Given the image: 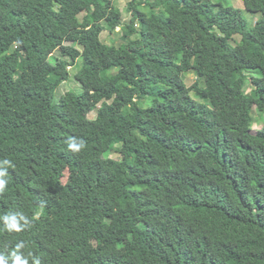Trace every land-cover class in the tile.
Here are the masks:
<instances>
[{
  "label": "trees",
  "instance_id": "16d2710c",
  "mask_svg": "<svg viewBox=\"0 0 264 264\" xmlns=\"http://www.w3.org/2000/svg\"><path fill=\"white\" fill-rule=\"evenodd\" d=\"M242 5L251 26L214 0H130L127 24L0 0V264H264V0Z\"/></svg>",
  "mask_w": 264,
  "mask_h": 264
},
{
  "label": "rangeland",
  "instance_id": "374dc122",
  "mask_svg": "<svg viewBox=\"0 0 264 264\" xmlns=\"http://www.w3.org/2000/svg\"><path fill=\"white\" fill-rule=\"evenodd\" d=\"M130 0H114V3L116 7L121 11V21L123 24H127L130 18V11H127V5ZM214 1H220L222 3L226 2L229 3L233 8L239 9L244 13L243 5H242V0H214ZM245 14L246 19L248 20V25L251 26L253 25V21H255L258 18V15H250V14ZM252 23V24H251ZM101 41L105 44H114V45H120L124 44L127 40H133L136 38L135 35H132L125 39V37L122 36L120 28H116L112 33H109L108 31H104L100 35ZM124 38V39H123ZM54 55L59 56L60 54L55 52ZM78 62L74 67L68 68V71L70 73V78L75 74L76 68L78 66ZM116 71V70H114ZM196 80V76L193 73V71H188L187 73L184 74V83L186 86H191L194 81ZM72 89L73 91L77 93H81V87L80 85L74 81L69 80V82L62 83L60 87L57 89L56 95L59 96L63 94L65 91L68 89ZM250 91V88L247 89V93ZM95 117V112H91L89 114V118L93 119ZM263 125V121L261 120L260 116L258 115L255 107L253 108L252 112V127H251V133L254 134L256 131L260 130V128ZM111 157H116L115 155H112ZM74 174L70 173L68 171H65L63 174V177L61 178V182L65 184L66 182H70L73 180ZM96 242L93 240H90L87 245V250L94 249L96 247Z\"/></svg>",
  "mask_w": 264,
  "mask_h": 264
},
{
  "label": "clouds",
  "instance_id": "9594fccd",
  "mask_svg": "<svg viewBox=\"0 0 264 264\" xmlns=\"http://www.w3.org/2000/svg\"><path fill=\"white\" fill-rule=\"evenodd\" d=\"M68 147L72 149L73 151H79L81 148L84 147V141L81 140L79 142H76L75 140H71L68 143ZM4 165L9 164V161L5 160L2 162ZM7 171L6 168L0 167V191L4 190V186L6 185L7 181L3 179L2 177L6 176ZM20 219L24 220L25 218L23 216L20 217ZM4 220L9 228L18 229V224L16 222L15 216H5ZM27 222V221H25ZM15 264H26V261H22L19 256L15 257ZM36 264H39L37 261Z\"/></svg>",
  "mask_w": 264,
  "mask_h": 264
}]
</instances>
